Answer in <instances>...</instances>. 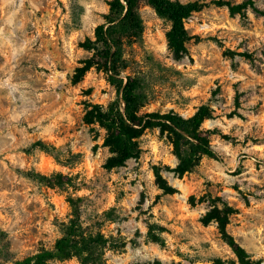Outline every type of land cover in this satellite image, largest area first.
I'll list each match as a JSON object with an SVG mask.
<instances>
[{
	"label": "rangeland",
	"instance_id": "1",
	"mask_svg": "<svg viewBox=\"0 0 264 264\" xmlns=\"http://www.w3.org/2000/svg\"><path fill=\"white\" fill-rule=\"evenodd\" d=\"M108 1L0 0V230L10 259L53 246L71 214L70 194L89 198L87 214L116 208L118 218L102 226L117 245L105 249L106 264H240L216 222L201 220L217 197L219 207L234 209L228 232L264 264V0H200L205 6L184 19L198 40L181 54L168 46L169 22L148 7L140 10L142 41H124L120 76L142 77V113L187 117L202 104L213 111L202 126L213 131L219 158L203 157L182 176L172 171L178 160L158 127L139 136L136 158L104 166L106 131L84 117L92 104L115 100L117 86L95 66L77 81L73 75L92 55L82 42L94 38ZM226 1L248 4L230 13ZM38 139L55 146L58 159L33 146ZM154 165L174 192L157 187ZM28 172L61 173L91 188L47 186ZM151 223L165 230H149Z\"/></svg>",
	"mask_w": 264,
	"mask_h": 264
},
{
	"label": "trees",
	"instance_id": "2",
	"mask_svg": "<svg viewBox=\"0 0 264 264\" xmlns=\"http://www.w3.org/2000/svg\"><path fill=\"white\" fill-rule=\"evenodd\" d=\"M230 13H238L248 4V1L239 4L225 2ZM205 6L200 0H109L108 11L104 14V21L99 23L94 30V38H86L82 46L92 49V55L82 61L73 75L77 81L86 70L95 66L103 69L108 74V79L117 86L118 97L110 102L106 108L92 104L85 113L88 123L96 122L105 129L103 144L109 148L111 155L106 159L104 166L113 168L120 166L129 158H136L140 153L138 138L145 129L158 127L162 132L166 131L172 145V151L178 162L172 171L178 176L191 172L201 158L218 159V152L211 146L209 136L212 130L206 129L202 123L213 117L212 109L206 105H200L190 116H183L175 111L160 113L158 111H140L147 103V95L143 90V79L139 75L120 76V71L125 65L123 58L124 41L132 39L141 42L144 24L140 14L142 7H148L154 13L169 22V30L166 33L167 43L174 54L186 51V43L195 39L197 35H191L184 26V19L194 12L200 11ZM33 146L51 154L58 159L56 147L45 144L38 139ZM78 156V155H76ZM155 184L163 194L174 192L160 173V167L153 166ZM29 177L51 187L65 190L67 187L78 190L91 188L90 182L76 183L71 177L61 173L45 175L28 172ZM89 198L83 196H67V202L71 208V214L67 221L59 223L60 236L57 237L51 248H41L36 252L22 258L11 260L8 255L5 233L0 230V261L10 264H52L53 261H64L75 257L80 264H106L105 249L115 247L112 236H105L102 226L106 221L118 218L116 208L110 207L102 211L87 214ZM220 198L211 199V208L202 216L204 223L216 222L220 237L227 243L240 264H259V261L251 258L248 251L228 232L227 224L229 216L234 209L221 201ZM191 202L193 200L191 199ZM149 230L164 231V227L156 223L149 224ZM154 240L161 243L162 240L154 235ZM4 263V264H5ZM155 264H160L156 261ZM212 264H224L221 259Z\"/></svg>",
	"mask_w": 264,
	"mask_h": 264
}]
</instances>
